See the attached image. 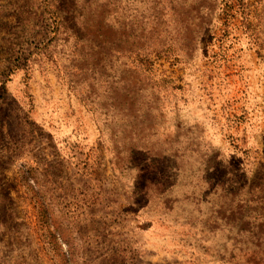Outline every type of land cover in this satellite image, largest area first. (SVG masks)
Returning <instances> with one entry per match:
<instances>
[{
  "label": "rangeland",
  "instance_id": "1",
  "mask_svg": "<svg viewBox=\"0 0 264 264\" xmlns=\"http://www.w3.org/2000/svg\"><path fill=\"white\" fill-rule=\"evenodd\" d=\"M0 264H264V0H0Z\"/></svg>",
  "mask_w": 264,
  "mask_h": 264
}]
</instances>
